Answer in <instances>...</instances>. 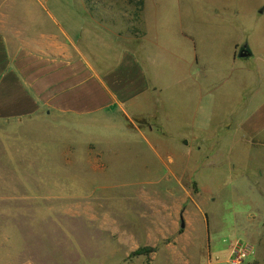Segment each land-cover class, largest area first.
Returning a JSON list of instances; mask_svg holds the SVG:
<instances>
[{
  "label": "rangeland",
  "instance_id": "obj_1",
  "mask_svg": "<svg viewBox=\"0 0 264 264\" xmlns=\"http://www.w3.org/2000/svg\"><path fill=\"white\" fill-rule=\"evenodd\" d=\"M87 8L120 34L153 40L164 101L157 116L131 117L133 129L116 112L110 121L127 132L101 115L0 124V263L264 264V131L245 132L248 116L206 106L217 97L226 107L230 93L215 83L233 58L244 63L241 76L255 73L254 92L264 86V0H89ZM243 48L256 60L239 58ZM166 54L183 66L177 83H166Z\"/></svg>",
  "mask_w": 264,
  "mask_h": 264
},
{
  "label": "crops",
  "instance_id": "obj_2",
  "mask_svg": "<svg viewBox=\"0 0 264 264\" xmlns=\"http://www.w3.org/2000/svg\"><path fill=\"white\" fill-rule=\"evenodd\" d=\"M150 41L143 44L97 20L88 11L87 0H0V124L37 119L74 122L101 115L107 128L127 132L123 124L115 126L110 121L116 112L129 121L157 116L164 97L158 95L163 90ZM192 56L191 68L195 64L197 69L191 84L199 90L201 61L198 54ZM251 56L256 60L253 51ZM166 57V68L171 66V72L164 73L166 83H177L174 68L183 66ZM242 65L241 59L233 58L229 76L215 83L230 93L226 107L221 109L219 98L211 97L207 103L205 98L198 99V108L206 103L211 113L221 110L227 116H248L244 131L256 134L264 131V102H258L264 86L254 92L255 73L245 70L241 76L238 67ZM171 91L165 93L167 102ZM143 105L149 112L141 109Z\"/></svg>",
  "mask_w": 264,
  "mask_h": 264
},
{
  "label": "trees",
  "instance_id": "obj_3",
  "mask_svg": "<svg viewBox=\"0 0 264 264\" xmlns=\"http://www.w3.org/2000/svg\"><path fill=\"white\" fill-rule=\"evenodd\" d=\"M89 0H87V2H88ZM144 11V1H141L140 2V4L138 5V12H139V15H141L142 14V12ZM133 37H135V38H140V37H138V36H136L135 34H131ZM124 121H125V123L127 124V125H129V128L130 129H133V126L131 125V121H129L128 119H126L125 117H124ZM147 252H151V250L150 249H145V250H143L142 251V253H147ZM142 253H138V254H142Z\"/></svg>",
  "mask_w": 264,
  "mask_h": 264
},
{
  "label": "water",
  "instance_id": "obj_4",
  "mask_svg": "<svg viewBox=\"0 0 264 264\" xmlns=\"http://www.w3.org/2000/svg\"><path fill=\"white\" fill-rule=\"evenodd\" d=\"M251 56V52L247 48H243L240 51L239 58H248ZM181 227L184 228L183 218L181 217Z\"/></svg>",
  "mask_w": 264,
  "mask_h": 264
}]
</instances>
